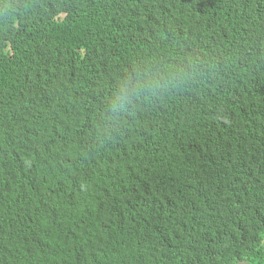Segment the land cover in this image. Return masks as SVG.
Instances as JSON below:
<instances>
[{
  "label": "trees",
  "instance_id": "trees-1",
  "mask_svg": "<svg viewBox=\"0 0 264 264\" xmlns=\"http://www.w3.org/2000/svg\"><path fill=\"white\" fill-rule=\"evenodd\" d=\"M264 264V0H0V264Z\"/></svg>",
  "mask_w": 264,
  "mask_h": 264
},
{
  "label": "water",
  "instance_id": "water-1",
  "mask_svg": "<svg viewBox=\"0 0 264 264\" xmlns=\"http://www.w3.org/2000/svg\"><path fill=\"white\" fill-rule=\"evenodd\" d=\"M236 264H251V263H249V261H247V260H241V261L237 262Z\"/></svg>",
  "mask_w": 264,
  "mask_h": 264
},
{
  "label": "clouds",
  "instance_id": "clouds-1",
  "mask_svg": "<svg viewBox=\"0 0 264 264\" xmlns=\"http://www.w3.org/2000/svg\"><path fill=\"white\" fill-rule=\"evenodd\" d=\"M242 260H246V259H242ZM239 261H241V260H239ZM239 261H237V262H239ZM247 261H248V260H247ZM237 262H236V263H237ZM236 263H235V264H236ZM249 263H250V261H249Z\"/></svg>",
  "mask_w": 264,
  "mask_h": 264
}]
</instances>
